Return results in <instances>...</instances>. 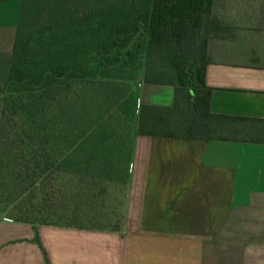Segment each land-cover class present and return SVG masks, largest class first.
<instances>
[{"label":"crops","instance_id":"0c3cea01","mask_svg":"<svg viewBox=\"0 0 264 264\" xmlns=\"http://www.w3.org/2000/svg\"><path fill=\"white\" fill-rule=\"evenodd\" d=\"M21 4L0 0V94ZM212 18L211 111L264 119V0H213ZM138 98L171 106L175 86L142 82ZM128 138L115 226L0 219V264H264V141Z\"/></svg>","mask_w":264,"mask_h":264},{"label":"trees","instance_id":"16d2710c","mask_svg":"<svg viewBox=\"0 0 264 264\" xmlns=\"http://www.w3.org/2000/svg\"><path fill=\"white\" fill-rule=\"evenodd\" d=\"M72 1L84 10L70 12L67 0H21L9 78L2 88L0 213H17L15 221L54 224L46 222L55 206L45 194L49 181L59 182L56 175L63 163L76 161L78 149L94 139L82 136L89 127L86 111L91 105L78 108L74 98L79 85L91 86L127 57L140 56L142 38H147L148 57H164L174 70L178 68L179 83L168 78L167 70L151 67L144 72L147 83L174 85L175 99L171 106L143 104L140 134L264 141V119L210 109L205 74L213 0ZM29 24L35 29L28 35L24 28ZM79 47L82 51H76ZM67 50L75 51L68 59L63 56ZM81 52L90 58L86 64ZM87 62H96V69ZM184 98L189 99L186 123L166 129V117L178 112ZM81 116L83 130L78 123ZM26 188L33 192L29 204L23 196Z\"/></svg>","mask_w":264,"mask_h":264},{"label":"rangeland","instance_id":"374dc122","mask_svg":"<svg viewBox=\"0 0 264 264\" xmlns=\"http://www.w3.org/2000/svg\"><path fill=\"white\" fill-rule=\"evenodd\" d=\"M115 1L117 0H114L113 3L119 4L122 0ZM66 8L70 12H73L74 9L76 11L84 10L82 6L72 0H67ZM106 11L108 12V8ZM78 16H82V14L80 13ZM34 29L35 27L29 24L27 28H24V31L29 35L30 32H34ZM142 42L143 49L140 56L127 57L118 68H112L105 71L103 76L96 77L91 86L82 83L79 85L78 96L74 98L77 99L78 108L91 105L86 111L89 123L85 126L89 127L87 131H83L82 136L91 135L94 139L92 143L85 144L78 149L76 161L68 160L63 163L62 168L58 171L59 175H56L60 178L59 182L56 179L49 181V188L45 194L47 192V196L55 206L51 209L54 215L49 216L46 222L56 225L96 227L116 225L118 218L115 216L112 200L119 191L116 190L117 186L114 185L113 180L118 176H125L124 171L119 169L122 163L120 160H123V157L126 159L123 143L124 140L128 141V134L138 131L143 105L138 98V88L142 82H146L144 72L151 67L156 71L167 70L168 78L179 83L176 80L178 68L175 67L174 70V67L169 65L168 60L164 57H148L145 53L147 38H142ZM76 51H82V47ZM73 52L67 50L63 52V56L68 59ZM79 55L81 59L85 58L83 62L86 64L88 55H82V52ZM175 62H177L176 59ZM87 64L90 68L96 69L97 67L96 62H87ZM184 87L186 88V86ZM3 96L4 93L0 94L2 104ZM164 97L167 98V94ZM69 98L72 99L70 96ZM188 106L189 99L184 98L178 112L166 117V129L174 130L179 124L186 123V117L189 116ZM82 122L84 120L81 116L78 120L81 130L85 128ZM65 154L63 157L68 156V153ZM128 172L127 169L126 175ZM25 192L23 195L25 203L29 204L31 199H28V196L33 193L32 189L26 188ZM17 218H19L17 213L13 211L0 213V219L16 220ZM36 221V224H41L38 219Z\"/></svg>","mask_w":264,"mask_h":264}]
</instances>
